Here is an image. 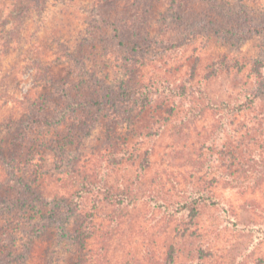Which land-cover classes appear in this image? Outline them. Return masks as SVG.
Masks as SVG:
<instances>
[{"label": "rangeland", "instance_id": "obj_1", "mask_svg": "<svg viewBox=\"0 0 264 264\" xmlns=\"http://www.w3.org/2000/svg\"><path fill=\"white\" fill-rule=\"evenodd\" d=\"M0 264H264V0H0Z\"/></svg>", "mask_w": 264, "mask_h": 264}, {"label": "trees", "instance_id": "obj_2", "mask_svg": "<svg viewBox=\"0 0 264 264\" xmlns=\"http://www.w3.org/2000/svg\"><path fill=\"white\" fill-rule=\"evenodd\" d=\"M118 95H120V92H116V91H114L111 94V97H109V99H107L105 102V108L106 109L111 108V107H115L117 105ZM128 98H130V95L128 96ZM33 120L35 121L36 124H40V125H47L51 121L45 117H40V116H36V115L33 116ZM185 205L188 206L187 204H185Z\"/></svg>", "mask_w": 264, "mask_h": 264}]
</instances>
